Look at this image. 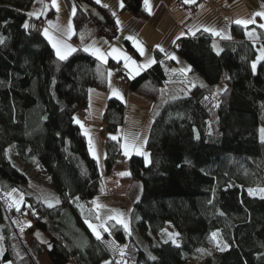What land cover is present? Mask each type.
<instances>
[{"label":"trees","instance_id":"1","mask_svg":"<svg viewBox=\"0 0 264 264\" xmlns=\"http://www.w3.org/2000/svg\"><path fill=\"white\" fill-rule=\"evenodd\" d=\"M202 1L185 7L196 10ZM259 1L264 6V0ZM34 2L0 0V264L37 263L43 255L52 264H117L121 257L109 246L111 241L127 245L126 264H264V198L249 194L264 189L259 133L264 126V61L256 72L251 68L259 46L264 48V29L232 24L233 42L225 43L214 42L206 32L182 37L174 50L190 65V75L200 77L206 87L197 83L187 95L160 103L167 80L163 54L156 52L157 63L133 79L119 72L120 62L103 63L81 48L60 61L43 35L45 18L27 15ZM82 3L73 17V42L86 43L96 35L117 38L116 15L99 21ZM123 4L121 12L149 17L144 0ZM248 31L255 32L259 43L248 38ZM213 45L223 51L217 55ZM125 48L139 57L131 42L126 41ZM109 70L117 71L130 92L153 102L157 113L146 144L150 164L136 155L118 161L121 138L110 137H119L126 106L118 98L107 102V174L130 172L122 181L141 183L143 192L130 212L131 234L110 223V233L97 239L85 222L96 215L85 203L102 195L103 186L69 151L67 135L76 126L73 118L86 110L89 91L109 89ZM223 82L228 91L213 100L212 92ZM11 147L31 169L42 167L51 177L59 204L49 208L40 196L28 195L29 178L12 165L7 153ZM13 189L27 194L20 211L6 207L4 194ZM24 214L34 226L27 231V243L20 226L14 225ZM169 223L180 233L179 246L163 242ZM38 229L46 243L33 237ZM213 232L220 234L226 250H218L210 240Z\"/></svg>","mask_w":264,"mask_h":264},{"label":"crops","instance_id":"2","mask_svg":"<svg viewBox=\"0 0 264 264\" xmlns=\"http://www.w3.org/2000/svg\"><path fill=\"white\" fill-rule=\"evenodd\" d=\"M84 3V0H58L59 11L57 12L56 8L52 5L51 0H35V4L32 6L30 12H41L44 11L46 14L41 15L40 18H45L44 24L45 28H49L51 34L57 36L59 39L66 40L67 43L71 44L74 48H81L82 50L85 47L90 48H99L102 52L108 53L111 49L117 48L122 50L137 64L142 65L151 58L156 60V52L163 54L161 60L165 64V71L167 72L166 85L163 90V95L161 97L160 103H163L168 98H174V95L184 94L187 89H192L195 84L203 83L202 79L198 76H192L191 68L189 71L181 72L180 71V62L178 60L169 59L170 55H175L176 51L174 46L178 43L182 37H193L189 29L195 31V35L198 33H203L204 28H213L218 31H222V35L214 37V42L216 43H225L233 42V37L231 33V26L227 23H234L237 19H248L251 18L254 14L249 6L241 8V11L238 13L234 12L233 9L237 6H244L243 0L234 1L230 3L229 0H206L205 3L198 5L199 8L194 10L193 8H179L177 6L178 0H150L152 14L146 18H135L132 14L127 12H121L120 0H100V3H97V0H85L88 4L96 7L105 17L106 22L111 20V17L115 13L116 25L119 27V34L115 39L105 38L102 35H96V37L86 43L77 44L73 42V34L69 37L64 35L62 32L57 31L55 28L50 27L49 21H52L53 25L59 26L60 29H67L69 23L73 25V11H76L78 3ZM107 5L108 7H104ZM53 10V16L48 18L50 12ZM35 17V16H34ZM117 19L120 21L117 24ZM251 26V25H248ZM44 28V29H45ZM197 29H199L197 31ZM253 32V31H252ZM181 33H184L180 39H177ZM208 34L212 33L206 32ZM224 35H230L231 39L223 38ZM133 37L143 48L144 54L141 55L138 51L136 44L133 43V40L128 39V37ZM249 38V37H248ZM250 39V38H249ZM254 44L259 43L258 37L256 34L251 38ZM126 41L131 42L134 51L138 53L139 57H136L132 52H128L125 48ZM175 41V43H174ZM50 44V43H49ZM51 45V44H50ZM157 45L161 46L164 49V52H161ZM262 49L261 46L258 48L257 57L259 58V50ZM54 50V49H53ZM84 51V50H83ZM85 52V51H84ZM90 54L89 52H85ZM71 56V55H70ZM257 58V60H258ZM108 60H113L117 63H121L120 69L124 74L127 75L129 79L139 77L143 72L149 70L154 64L150 67L142 70L138 75L135 73L129 74V70L124 68V61H117L112 56L107 57ZM168 60L175 61V65L172 67L167 64ZM256 60V61H257ZM102 62V61H101ZM104 63V62H103ZM157 63V62H156ZM155 63V64H156ZM259 63V62H258ZM257 63V66H258ZM257 70V68H256ZM255 70V72H256ZM112 75L110 77L109 89L107 94L105 92L99 91H89V101L85 107V115L79 120L83 123L84 128H81L80 125L76 124L74 128L69 131L67 135V140L69 141V151L72 154L80 156L83 161L87 164L90 172L93 174V178L99 180L103 186L102 202L98 204L103 205L99 209L96 208V205L93 204V200L89 201V207L91 206L90 211L92 214H95L96 217L99 215L100 219L97 220H88L94 225H99L102 221H107L108 224L115 223V221H108L107 217L112 215L111 210H118L125 214V219L130 224V212L133 208L134 203L142 194L143 185L140 186L135 183L123 184L121 179L124 176L119 175L123 173L116 171L114 176L107 174V139H106V113H107V102L110 98H118L125 103L127 108V113L124 120V123L120 128L122 130V138L124 135L133 138L135 134H139L140 143L148 139V134L151 128V123L154 118V114L157 113V107L144 96H140L130 92L128 87L124 84L123 80L119 81L116 70H111ZM113 89L119 90L122 94L123 99H120L117 96L113 95ZM95 90V89H93ZM99 92V93H98ZM174 96V97H172ZM93 97H98V101L93 103ZM179 97V96H177ZM139 111H145L148 113V119L145 120L143 125L135 123V116ZM123 128V129H122ZM84 129L88 130L89 136L92 140V150L89 148V136L84 135ZM123 143V139L121 144ZM121 156L123 158H131L136 156H141L136 153H131L129 157H125L121 148ZM95 152V156L93 155ZM144 158V156H142ZM145 159V158H144ZM88 225V224H87ZM103 234L102 229H98ZM23 235V231L19 232ZM24 236V235H23ZM25 237V236H24ZM30 238V237H28ZM27 240V238H26ZM0 245L2 249V240L0 237ZM2 254V253H1ZM43 256L39 259L38 263L34 264H43ZM51 262V261H50ZM108 260L102 264H106ZM30 264V261L27 263ZM52 264V262H51ZM72 264V263H70Z\"/></svg>","mask_w":264,"mask_h":264},{"label":"snow or ice","instance_id":"3","mask_svg":"<svg viewBox=\"0 0 264 264\" xmlns=\"http://www.w3.org/2000/svg\"><path fill=\"white\" fill-rule=\"evenodd\" d=\"M52 5L56 8L57 12L59 11V4H58V0H51ZM184 3H193L195 2V0H183ZM97 3H100V0H97ZM144 6H145V10L151 15L152 14V10H151V4H150V0H144ZM104 7H108L107 5H104ZM120 7L123 8L124 4H123V0H120ZM264 7V6H262ZM46 13L44 11L41 12H30L27 15L29 17H33L35 16L37 19L40 18L41 15H45ZM75 14V11H73V15ZM113 15H115V13H113ZM256 17H260L261 19H264V11H258L256 13H254L252 15L251 18L248 19H237L234 21L235 24L237 25H241L244 26L245 28H247L248 25L254 24L256 23ZM50 27L55 28L57 31L62 32L64 35L66 36H71L73 34V25L71 24V22L69 23L67 29H60L59 26L57 25H53L52 21L48 22ZM120 21L117 19V24H119ZM261 28H264V24H260L259 25ZM23 27L25 29L29 28V24L27 22H25L23 24ZM199 29H197L198 31ZM189 31L191 32L192 35H195V31H193L192 29H189ZM205 32H210L215 36H221L222 35V31H218L216 29L213 28H204ZM43 35L44 37L48 40V42L51 44V47L54 49L55 51V55L56 57L60 60V61H65L69 58L70 55H72L74 52L77 51L76 48H74L71 44L67 43L66 40L63 39H59L57 38V36L53 35L50 33L49 28H45L43 30ZM184 33H181L180 36L177 37V39H180L181 36H183ZM246 35L251 39L254 36L253 32H246ZM223 38L225 39H231L230 35H224ZM128 39L133 40V43L136 44V47L138 49V51L140 52L141 55L144 54V48L133 38V37H128ZM4 43V39L2 37H0V44ZM175 43V41H174ZM157 48H159V50L161 52H164V49L157 45ZM214 50L216 51V54L219 55L223 50L219 49L216 47V45H213ZM85 52H89L91 55H93L94 57H96L97 59H99L100 61L107 63V57L108 56H112L113 58H115L117 61L123 60L124 61V68L129 70V74L131 75L132 73H135L136 75H138L142 70L150 67L152 64L156 63V60L154 58L149 59L148 61H146L144 64L139 65L137 64V62L135 60H133L130 56H128L126 53H124L122 50L117 49V48H112L110 52H108L107 54L102 52L99 48H90V47H85L83 49ZM169 59H173V60H177V57L173 54L169 56ZM260 61H264V48H262L260 50V54H259V58L257 61H254L251 64V68L253 70V72H255L256 68H257V63ZM190 69H182L181 71H189ZM112 71L109 70L108 71V77H109V86H111L110 84V77L112 75ZM134 78V76L132 77ZM225 78L226 79H230V77L227 76V74H225ZM201 87H206V85L201 84ZM90 91H94V90H90ZM228 91L227 86H225L224 88H217L212 92V99L215 100V98L221 94H224ZM113 95L119 97L120 99H123L122 94L119 92V90L113 89ZM205 99H208V97H205ZM214 107H218V104H214ZM74 122L78 125H80L81 128H84L83 123L78 119V118H73ZM260 133V139L261 142L264 143V128H261L259 130ZM84 135L85 136H89L88 130L84 129ZM112 140L116 141L119 140L120 138L112 135L110 137ZM198 138V137H197ZM139 140V137H133V138H129V136L124 135L123 136V143L121 144V148L123 151V154L125 157H129L131 155V153H136L138 155L144 156L145 160L147 163H150L151 161L149 160L150 157V153L144 152L142 149L144 148V146L147 144V139L143 140L141 143H137V141ZM89 148L90 150H92V140L91 137L89 136ZM93 155L95 156V152L93 151ZM119 175L121 176H126V175H130V172H123V173H119ZM13 192H16V189L12 190ZM250 195L252 194L251 191L249 193ZM261 198H264V189L261 190ZM7 195L11 196V193H8ZM23 196H20L19 200H13L12 203L9 204V207H15L16 211H20L22 203H23ZM77 200L79 199L78 197L76 198ZM44 203L47 204V206L49 208L54 207L56 204H59L60 201L59 199H55V203H53L51 200H48L47 198L44 200ZM93 204L96 205V208L99 209L101 207H104L103 205H100L97 203L96 200L93 201ZM30 207V206H29ZM83 207V206H80ZM112 211V215H109L107 217L108 221H115L117 224H120L123 226L124 229H126L129 234H131L130 232V227H129V223L128 221L125 219V214L123 212H120L118 210H111ZM97 220L100 219L99 215H97L96 217ZM88 224V227L92 230V232L95 234L97 239H102V234L101 231L98 229H102L103 232H109L110 233V229L107 227V221H102L99 225H94L89 221H85ZM28 226H31V222L28 223ZM165 235L167 236V239H165L163 242L164 243H168L169 241H171L173 244H175L176 246H179L178 241H177V237L180 236V233L176 232V233H168L165 232ZM219 235L218 232H213L211 233L210 236V240L215 242V246L218 250L220 251H224L226 250V248L228 247L227 244L221 245V242L219 240H217V236ZM37 236H39V234H37ZM42 243H46V241H41ZM109 246L115 251L119 253V256L121 257V260L117 262V264H126V261L123 259L126 256V248L127 245H124L123 247H121L120 245H118L115 241H111ZM49 248H51V245H49ZM2 249H0V253H2ZM199 251H204L203 249L199 250ZM151 259L155 260V257H151ZM106 264H109V262H106Z\"/></svg>","mask_w":264,"mask_h":264},{"label":"rangeland","instance_id":"4","mask_svg":"<svg viewBox=\"0 0 264 264\" xmlns=\"http://www.w3.org/2000/svg\"><path fill=\"white\" fill-rule=\"evenodd\" d=\"M80 1V0H79ZM205 1L206 0H204V1H202V3H200L199 5H201V4H203V3H205ZM213 1V0H212ZM82 2V1H81ZM84 2H85V0H84ZM87 3V2H86ZM83 4V3H82ZM243 4H244V6L242 5H240V6H237V7H235L234 9H233V14H234V12L236 11V12H240L241 11V8H243V7H245V6H249V8L253 11V13H256V12H258V11H264V7H262L263 6V4L262 3H260V1L259 0H243ZM178 6V5H177ZM198 9V7H196V10ZM236 12H235V14H236ZM260 18V17H259ZM258 17H256V23H254V24H251V25H260V24H264V19H259ZM233 23H227V25H229V26H231ZM264 29V28H263ZM249 32V31H248ZM250 32H252V31H250ZM254 34H255V32H253ZM213 37H218V36H215V35H213ZM261 50V49H260ZM260 50H259V53H260ZM175 56L177 57V60L180 62V71L182 70V69H190V65L188 64V62L186 61V60H184V59H182L180 56H179V54L178 53H175ZM119 69H120V67H119ZM118 69V70H119ZM121 71V70H120ZM119 71V72H120ZM182 72V71H181ZM183 72H186V71H183ZM182 72V73H183ZM117 78L119 79V81L121 80V82H122V80H123V78L121 77V76H117ZM196 85V84H195ZM195 87V86H194ZM193 87V88H194ZM225 87V83L223 82L221 85H220V88H224ZM192 88V89H193ZM192 89H187V91H185V93L184 94H180V95H174L175 97H177V96H185V95H187L188 93H190V91L192 90ZM91 90H93V89H91ZM94 91H98V90H94ZM92 92V91H91ZM99 92H105V94H107V91H99ZM98 92V93H99ZM174 96H172V97H174ZM219 99H217L216 101L217 102H219L218 101ZM96 101H98V97H93V103H96ZM99 102V101H98ZM126 113H127V108H126V112H125V116H126ZM85 115V111L83 110V115H82V117ZM135 116V123H137V124H141V125H143V123L145 122V120H147L148 119V113L146 114L145 113V111H139L138 112V114H136V115H134ZM79 118H81V117H79ZM78 118V119H79ZM261 128H264V126H261ZM260 128V129H261ZM123 129V128H122ZM118 136H119V138H121V140H120V144H121V141H122V130L121 131H119V133H118ZM139 137V134H135L134 135V137ZM148 137V136H147ZM145 139H146V136H145ZM261 140V139H260ZM137 143L139 144L140 143V137H139V140L137 141ZM144 152H147L148 153V151H147V148H146V145L144 146V148L142 149ZM8 154H9V158H10V161H11V163H12V165H14L16 168H18L23 174H25V175H27V177L29 178V183H28V185H29V193H28V195L29 194H31V193H33V194H36L37 196H40L43 200H45L46 198H49L48 200H51L53 203H55V199H59L60 198V196L58 195V192L56 191V189H55V187H54V184L52 183V180H51V177H49V175L48 174H46L45 173V170L42 168V167H40V168H38V169H36V170H33V169H31L27 164H25L22 160H21V158L19 157V155L17 154V152H16V148L15 147H11V148H9V150H8V152H7ZM80 157V156H79ZM122 157V156H121ZM81 158V157H80ZM123 158V157H122ZM145 158V157H144ZM82 159V158H81ZM124 159H126V158H123V160H121V161H124ZM83 160V159H82ZM149 160L151 161V158L149 157ZM146 161V160H145ZM85 162V161H84ZM150 163H147L146 162V165H149ZM116 171H114V173H115ZM120 172H122V171H120ZM125 172V171H124ZM114 173H112L111 175L112 176H114ZM127 176V175H126ZM126 176H124V178L126 177ZM123 179V178H122ZM122 179H121V181H122ZM122 183L123 184H130L129 182H127V181H122ZM138 185H140V186H142V184L141 183H137ZM17 190V189H16ZM261 190L262 189H254V190H250L251 191V195L252 196H254V195H258V196H261L262 194H261ZM8 193H11V196H9V195H7ZM23 196V203H24V201H25V198L27 197V194L25 193V192H23V191H21V190H17L16 192H13L12 190L11 191H9V192H7L6 194H4V200H5V202H6V207L7 208H10L9 207V204L10 203H12V201L13 200H19L20 199V196ZM102 197V195H99V196H96V198L94 199V200H98V202H102L103 201V199L101 198ZM93 200V201H94ZM23 203H22V205H23ZM86 204V206H87V208L89 209V208H91V206L89 207V204H88V202H86L85 203ZM14 207V206H13ZM21 222L20 223H18V221H16L15 220V223H14V225H15V227L18 225V226H20V227H18L17 229H19V232H22L23 231V235L25 236V239H24V237H23V239H24V242L25 243H27L26 242V238H28V237H30V235H29V232H27V231H29V230H31V228H33L34 226H33V222H32V220L26 215V214H24L22 217H21V220H20ZM29 222H31V226L29 227L28 226V223ZM21 224H22V226H21ZM129 227H130V225H129ZM37 232L34 234V238L35 239H37V240H39L40 241V243H42L41 241L43 240L44 241V239L45 238H43V231L42 230H36ZM165 232H168V233H176L175 232V229H174V227H173V225L171 224V223H169L167 226H166V230H165ZM164 232V233H165ZM37 234H39V236H37ZM162 238H163V240H165V239H167V236L164 234V235H162ZM217 240H219L220 242H221V245H224L225 243L222 241V239H221V236H220V234L217 236ZM0 249H1V245H0ZM42 260H44L43 261V264H51V262H50V259H48V257L46 256V255H43V258H42ZM38 263V262H37ZM4 264H11V263H9V262H6V263H4ZM30 264H34V262L32 261H30ZM70 264V263H69ZM73 264V263H72ZM187 264H205L204 262H201V261H193V262H188Z\"/></svg>","mask_w":264,"mask_h":264},{"label":"water","instance_id":"5","mask_svg":"<svg viewBox=\"0 0 264 264\" xmlns=\"http://www.w3.org/2000/svg\"><path fill=\"white\" fill-rule=\"evenodd\" d=\"M187 4H190V3H187ZM82 7L84 8V10L90 11L92 13L93 18L99 21L106 22L104 15L96 7L94 8L92 5L86 2L82 4Z\"/></svg>","mask_w":264,"mask_h":264},{"label":"built area","instance_id":"6","mask_svg":"<svg viewBox=\"0 0 264 264\" xmlns=\"http://www.w3.org/2000/svg\"><path fill=\"white\" fill-rule=\"evenodd\" d=\"M178 7L179 8H184V3H183V1H179L178 2ZM219 101V100H218ZM82 115H83V110H80L78 113H77V115H76V117L77 118H79V117H82ZM117 160L118 161H121V160H123V158L119 155L118 157H117Z\"/></svg>","mask_w":264,"mask_h":264},{"label":"bare ground","instance_id":"7","mask_svg":"<svg viewBox=\"0 0 264 264\" xmlns=\"http://www.w3.org/2000/svg\"><path fill=\"white\" fill-rule=\"evenodd\" d=\"M151 249V248H150Z\"/></svg>","mask_w":264,"mask_h":264}]
</instances>
